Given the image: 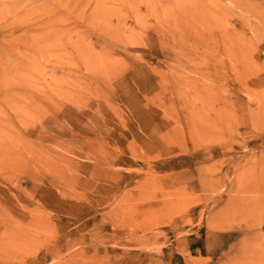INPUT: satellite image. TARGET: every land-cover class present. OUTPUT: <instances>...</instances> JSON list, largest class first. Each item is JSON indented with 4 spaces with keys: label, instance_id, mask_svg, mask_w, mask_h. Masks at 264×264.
<instances>
[{
    "label": "rangeland",
    "instance_id": "obj_1",
    "mask_svg": "<svg viewBox=\"0 0 264 264\" xmlns=\"http://www.w3.org/2000/svg\"><path fill=\"white\" fill-rule=\"evenodd\" d=\"M0 264H264V0H0Z\"/></svg>",
    "mask_w": 264,
    "mask_h": 264
}]
</instances>
